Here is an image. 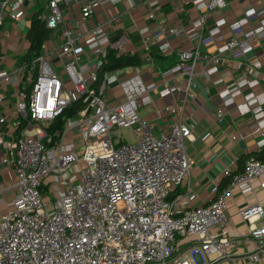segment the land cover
<instances>
[{
    "label": "built area",
    "instance_id": "2783aa9c",
    "mask_svg": "<svg viewBox=\"0 0 264 264\" xmlns=\"http://www.w3.org/2000/svg\"><path fill=\"white\" fill-rule=\"evenodd\" d=\"M99 1L82 4V18L72 29L65 25L60 0H47L46 25L61 27L62 42L33 60L31 68L36 69V76L33 81L30 74L27 77L32 82L29 92L22 85L20 68L0 71V83H14L18 88L14 128L22 119L27 121L17 136L9 140L0 136V144L8 149L4 160L12 167L15 179L14 196L6 208H0V264H211L208 257L212 253L224 256L223 248L229 243L212 229L229 224L226 205L232 189L246 191L252 179L264 174V161L251 155L243 171L223 169L230 181L224 188L214 183L209 203L194 205L196 193L189 184L175 193L192 168L187 142L195 125L193 113L186 115L183 109L196 103L197 66L210 65L202 70L208 74L216 70L218 62L199 45L222 40L224 21L217 20L206 34L202 29L209 14L223 8L226 1L193 0L200 12L195 26L168 28L171 33L185 34L193 46L180 50L177 62L159 71V81L150 83L143 80L138 66L104 71L99 79L108 50L117 54L127 51L125 35L113 38L102 25L88 27L86 19ZM23 4L24 0H0V25L6 16L23 17ZM258 15L252 9L232 23V35L221 48L240 57L253 40L264 35V18H259V27L242 28V20L250 22ZM149 43L150 38H144L143 48L149 49ZM167 49L162 47L161 51L166 53ZM87 50L90 57L81 61ZM251 64L257 68L262 62L253 59ZM114 82L121 99L110 104L106 93ZM250 83L251 78L244 73L243 79L227 85L219 95L226 104L231 93ZM159 84L163 86L160 93L181 92L183 97L179 104L164 106V111L178 117L157 131L155 123L139 110ZM77 99L83 102L79 116L69 120L62 131L48 133L45 125ZM253 101L259 100L247 94L237 108L241 113L250 111ZM223 115L224 109L218 108L217 117ZM121 127L132 129L135 142L121 139L115 144ZM261 128L256 123L255 130ZM71 131L79 137L77 145L68 138ZM52 184H58L60 191L49 201L43 187L52 190ZM239 212L257 239L258 250L247 255L250 264H257L258 253L264 250V225L256 227L253 221L264 216V206L255 201ZM178 237L190 240L189 245L180 249Z\"/></svg>",
    "mask_w": 264,
    "mask_h": 264
},
{
    "label": "crops",
    "instance_id": "0c3cea01",
    "mask_svg": "<svg viewBox=\"0 0 264 264\" xmlns=\"http://www.w3.org/2000/svg\"><path fill=\"white\" fill-rule=\"evenodd\" d=\"M86 1L88 0H60L65 12V25L72 29L78 27L82 18L81 7ZM225 1L223 8L209 14L202 29L203 34H206L217 20L222 19L223 39L215 43L199 45L202 52L218 58L216 70L203 74V68L207 70L210 65L198 64L196 103H191L183 109L186 115L190 114L189 112L193 113L195 125L192 136L187 142V153L192 159V168L187 181L180 185L175 193L184 191L189 184L196 193L194 205L209 203L210 190L214 183L217 182L219 188L228 185L230 176L222 174L224 168L229 167L231 173L241 172L245 160L251 155L264 161V35L253 40L251 47L237 58L230 50L221 48L232 35L230 25L241 20L247 11L252 9L258 11V19L250 22L242 20V28L249 30L260 26L259 18H264V0ZM23 6L25 11L23 17L17 20L6 16L0 25V71L20 68L22 85L28 92L32 82L27 80V77L30 74L33 81L36 76V69L31 68L35 57L30 63L23 60L29 47L32 18L37 16L48 29L39 53L61 43L62 39L61 27L49 28L46 25L45 17L49 13L47 0H24ZM93 7V12L86 19L88 27L102 25L113 38L125 35L126 52L141 56V64L136 66L140 67L146 83L159 81V71L176 63L180 50L190 49L193 46L185 34L171 33L168 28L174 26L190 28L195 26L200 16V12L193 6V0H100ZM149 14L153 16L150 17ZM146 37L150 38L149 49H144L142 45ZM162 47L168 48L166 53L161 51ZM89 57L90 52L87 50L80 58L83 61ZM253 59H259L262 65L253 67L251 64ZM130 67L132 66L119 68L116 71ZM244 73L251 78V83L243 84L237 91L231 93L225 104L219 91L232 82L243 79ZM162 88L163 86L159 84L152 90L149 93L150 101L145 102L139 110L140 115L155 123L157 131L167 128L178 117L164 111V106L175 102L179 104L183 97L181 92L162 94L160 93ZM17 90L14 83H0V118H3V121H0V136L4 140L17 136L25 128L24 126L17 133L18 128L15 129L13 125L18 120ZM250 93L253 94V99L256 96L259 101L251 102L250 111L241 113L237 106L243 103L245 95ZM106 94L109 103L121 99L117 84L109 85ZM220 107L224 109V115L218 118L217 110ZM79 110L75 116L66 119L64 127L69 120L79 116ZM256 123L261 124L262 128L255 130ZM232 135L235 138H232ZM68 138L76 145L79 143V137L72 131L69 132ZM7 154L6 145L0 144V189H3L0 192V198L3 200L0 203L1 209L6 208V203L15 194L12 167L4 160ZM47 183L48 180H45L44 185L47 186ZM59 191L58 184H52V190L43 187L44 197L49 201L58 197ZM255 201L261 202L264 206V174L252 179L250 188L246 191H242L239 187L232 189L226 205L230 222L224 227L212 229L214 235L227 238L229 243L223 248L224 256L212 253L208 257L211 264H250L247 255L258 250V243L250 234L249 225L241 218L239 211ZM253 225L256 227L264 225V216L253 221ZM189 241L178 237L176 244L180 249H184L189 245ZM258 254L257 264H264V250L259 251Z\"/></svg>",
    "mask_w": 264,
    "mask_h": 264
},
{
    "label": "trees",
    "instance_id": "16d2710c",
    "mask_svg": "<svg viewBox=\"0 0 264 264\" xmlns=\"http://www.w3.org/2000/svg\"><path fill=\"white\" fill-rule=\"evenodd\" d=\"M47 32L48 29L45 27L44 22L39 20L37 16L33 17L30 24L29 47L25 56L23 57L25 62L30 63L32 59L38 55L40 45L46 38ZM139 64H141V56L137 53L131 54L125 52L123 54H117L114 50H108L106 61L99 72V79H101L102 73L104 71L124 68L126 66H136ZM82 107L83 102L81 99L73 101L70 106L65 108L48 124L47 127H45L46 131L50 134H55L57 131H61L64 127L66 119L75 116L77 111ZM26 122V120H21V124L17 129V133H19V130L23 129V127L26 125Z\"/></svg>",
    "mask_w": 264,
    "mask_h": 264
},
{
    "label": "rangeland",
    "instance_id": "374dc122",
    "mask_svg": "<svg viewBox=\"0 0 264 264\" xmlns=\"http://www.w3.org/2000/svg\"><path fill=\"white\" fill-rule=\"evenodd\" d=\"M113 84H117V82H114ZM113 103L111 102L110 104H113ZM121 139L122 141L135 142L132 129L130 127H121L118 130V137L114 139L115 144L117 143L118 140H121ZM73 167L75 170L79 169L78 164H75Z\"/></svg>",
    "mask_w": 264,
    "mask_h": 264
}]
</instances>
